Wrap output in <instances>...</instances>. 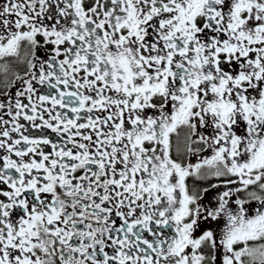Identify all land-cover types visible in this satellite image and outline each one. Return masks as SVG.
I'll list each match as a JSON object with an SVG mask.
<instances>
[{
	"label": "snow or ice",
	"instance_id": "obj_1",
	"mask_svg": "<svg viewBox=\"0 0 264 264\" xmlns=\"http://www.w3.org/2000/svg\"><path fill=\"white\" fill-rule=\"evenodd\" d=\"M22 46L0 264H264V0H0Z\"/></svg>",
	"mask_w": 264,
	"mask_h": 264
},
{
	"label": "flooded vegetation",
	"instance_id": "obj_2",
	"mask_svg": "<svg viewBox=\"0 0 264 264\" xmlns=\"http://www.w3.org/2000/svg\"><path fill=\"white\" fill-rule=\"evenodd\" d=\"M23 51H24V56H22ZM26 55H27V49L22 46L19 56L16 58L14 57L15 66L12 67L13 73L11 74V77L9 80L13 79L16 74L23 75V73L27 67L26 62H25L26 61ZM0 62H1V60H0ZM1 76L3 78H6V73H3ZM4 83H5V81L0 83V90H3ZM12 91L14 92L15 88H13ZM182 141H183V134H181L179 141H178V145H177L181 149V151L183 150ZM204 155L207 156V155H210V153L206 152V153H204ZM186 162L191 163V164H195L198 162V157L186 156ZM202 172L204 175L203 179H199L196 176H192L189 178L188 183H189L190 187L195 188V189H200V190L205 189V188L210 189V191L207 194H204V201L203 202L208 203L209 200H211L213 197H215L217 195L218 192H222L224 189H223V185H221V187L219 189H212L211 188L212 185L221 183L220 179L212 177L206 169L202 170ZM243 195L246 196V193ZM253 204L254 203L251 202V204L248 206L250 207ZM213 206H215V205H213Z\"/></svg>",
	"mask_w": 264,
	"mask_h": 264
},
{
	"label": "trees",
	"instance_id": "obj_3",
	"mask_svg": "<svg viewBox=\"0 0 264 264\" xmlns=\"http://www.w3.org/2000/svg\"><path fill=\"white\" fill-rule=\"evenodd\" d=\"M22 54V53H21ZM22 56H24V51H23V54ZM16 58V57H15ZM1 64H7L8 65V72L6 73V78H3L1 75L4 73V72H0V83L3 82V81H8L11 77V74L13 73V70H12V67L15 66V59L14 57H7L3 60H1L0 62Z\"/></svg>",
	"mask_w": 264,
	"mask_h": 264
},
{
	"label": "rangeland",
	"instance_id": "obj_4",
	"mask_svg": "<svg viewBox=\"0 0 264 264\" xmlns=\"http://www.w3.org/2000/svg\"><path fill=\"white\" fill-rule=\"evenodd\" d=\"M254 204L252 205V206H250V207H256L257 206V204H256V202L255 201H252Z\"/></svg>",
	"mask_w": 264,
	"mask_h": 264
}]
</instances>
